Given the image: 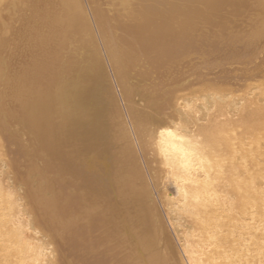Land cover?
Masks as SVG:
<instances>
[{
    "label": "bare ground",
    "instance_id": "6f19581e",
    "mask_svg": "<svg viewBox=\"0 0 264 264\" xmlns=\"http://www.w3.org/2000/svg\"><path fill=\"white\" fill-rule=\"evenodd\" d=\"M0 264H264V0H0Z\"/></svg>",
    "mask_w": 264,
    "mask_h": 264
},
{
    "label": "rangeland",
    "instance_id": "374dc122",
    "mask_svg": "<svg viewBox=\"0 0 264 264\" xmlns=\"http://www.w3.org/2000/svg\"><path fill=\"white\" fill-rule=\"evenodd\" d=\"M154 196H156L155 194H154ZM156 199H157V197H156ZM158 201V200H157Z\"/></svg>",
    "mask_w": 264,
    "mask_h": 264
}]
</instances>
